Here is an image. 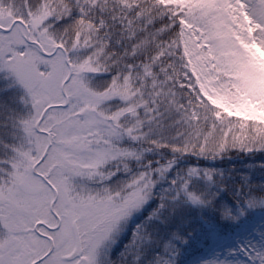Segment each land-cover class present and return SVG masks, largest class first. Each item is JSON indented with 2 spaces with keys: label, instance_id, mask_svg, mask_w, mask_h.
<instances>
[{
  "label": "snow or ice",
  "instance_id": "6c2138e0",
  "mask_svg": "<svg viewBox=\"0 0 264 264\" xmlns=\"http://www.w3.org/2000/svg\"><path fill=\"white\" fill-rule=\"evenodd\" d=\"M233 154L264 157V0H0V264H264Z\"/></svg>",
  "mask_w": 264,
  "mask_h": 264
},
{
  "label": "trees",
  "instance_id": "16d2710c",
  "mask_svg": "<svg viewBox=\"0 0 264 264\" xmlns=\"http://www.w3.org/2000/svg\"><path fill=\"white\" fill-rule=\"evenodd\" d=\"M263 158L264 157H261L260 154H257L255 157H252V158L236 157L235 154H233V160L231 161L226 160L223 164L217 163L215 166L230 167L232 165H235L236 167L243 168V167H246L248 164H254L258 167L259 164L264 163ZM208 166L210 165L208 164Z\"/></svg>",
  "mask_w": 264,
  "mask_h": 264
},
{
  "label": "rangeland",
  "instance_id": "374dc122",
  "mask_svg": "<svg viewBox=\"0 0 264 264\" xmlns=\"http://www.w3.org/2000/svg\"><path fill=\"white\" fill-rule=\"evenodd\" d=\"M263 160H264V158H263ZM210 166H212L213 164H212V162H209L208 163ZM197 227H198V225H197ZM198 247L199 248H201V250L206 254V258H211V255L209 254L210 253V249L208 248V247H206L205 245H203V244H200V245H198ZM217 251H220L219 249H217ZM197 255H199L200 253H196Z\"/></svg>",
  "mask_w": 264,
  "mask_h": 264
}]
</instances>
